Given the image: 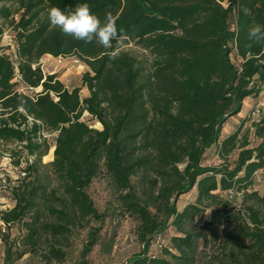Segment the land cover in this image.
<instances>
[{
	"label": "trees",
	"instance_id": "16d2710c",
	"mask_svg": "<svg viewBox=\"0 0 264 264\" xmlns=\"http://www.w3.org/2000/svg\"><path fill=\"white\" fill-rule=\"evenodd\" d=\"M82 2L102 21L107 13L116 18L122 45L105 49L50 24L49 8ZM1 22L0 40L13 29L22 80L15 81L10 56L0 54V144L23 146L29 158L10 190L15 206L0 212L3 264L28 254L63 264L87 229L80 264L96 246L111 254L114 237L101 236L108 214L89 194L104 175L115 212L138 223L142 249L121 264H264V193L256 180L264 177V44L246 47L249 26L264 24V0H0ZM128 45L148 52L151 63ZM47 55L83 63L89 96L45 74ZM249 98L257 146L242 122L227 133ZM85 114L101 129L84 122ZM45 131L57 135L54 146ZM214 147L218 166L207 163ZM15 224L23 234L9 241L4 232Z\"/></svg>",
	"mask_w": 264,
	"mask_h": 264
},
{
	"label": "rangeland",
	"instance_id": "374dc122",
	"mask_svg": "<svg viewBox=\"0 0 264 264\" xmlns=\"http://www.w3.org/2000/svg\"><path fill=\"white\" fill-rule=\"evenodd\" d=\"M0 25H2V22L0 23ZM8 28H10V25L8 26ZM12 36L13 29H6V34L0 40V52L6 51L14 62V64H18L19 60L18 57H16V52L12 51L13 48L11 47V45L14 44V39ZM125 50L133 51L136 55L143 59V61H146L145 66L150 64L152 61V57H150V54L148 52H145L133 45H128ZM45 57H43V59ZM235 62L237 64L239 63L237 60ZM42 63L41 65L45 74L51 72V69L59 67L58 70H60V72L56 74L60 78L62 74L69 71V75L64 77L65 83L67 84L65 86L68 87L70 90H73L74 88H79L81 90L82 98L89 96V91L87 87L83 85V76L87 70V67L83 63L78 61L76 57H69L65 61V63H63V65L57 64L55 60L51 58H49V60H44ZM16 88L20 90V93H24L30 96H34L36 94L35 91H32L27 88H22L19 85H17ZM37 91L40 92L41 89H38ZM250 100L251 98L246 99L244 103V109L242 111L243 114H241L243 118H241L240 121H235L234 125H227V133H232L238 126H240L242 122L243 134H246L248 136L252 146H257L260 143V140L255 137V129L253 127V124L250 122V119L248 118V114L250 113L251 107L247 108V102H249ZM245 108L247 109L245 110ZM83 121L93 128L101 129L97 121L94 120L88 114H85L83 116ZM44 136L46 137L48 144L54 146L57 135L54 133L49 134L45 131ZM22 147L23 146L0 144V212L10 210L15 206V201L12 197V193L10 190L14 185H17V181L19 179H22L24 177V174L22 173L29 163V158L27 157L26 153L22 151ZM14 150L19 153V156H17L16 158L13 154ZM51 156L52 155L49 153V155L43 159V163H50L52 161L50 160ZM236 157V153L233 154L229 158V162H234ZM17 159H19L21 163L19 167H15L14 165V162ZM30 161H33V158H31ZM222 162V159H220L218 155L217 147H214L212 157L207 163L211 166H218L221 165ZM256 180L257 190L263 194L264 177L259 176V179ZM89 194L93 198L98 210L101 212H106L108 214L107 219L101 227V236L103 238V241L109 242L111 237H114L115 241L113 252L111 254H107L102 246H96L93 252L88 257V264H110L112 261L121 264L129 260L135 254L139 253L142 247L141 245H139L136 238V230L138 223L131 218H121L119 214L115 212L114 208L117 206L116 196L113 195L110 188V182L105 175L97 179L91 185L89 189ZM193 199L194 194L184 197L179 202V207L182 208L184 205L188 204L189 202H192ZM204 219L205 217L198 218L197 223L201 225ZM1 227H3V225L0 222V228ZM21 227V224H15L12 225L8 230H6V232H4L5 235H8L9 241H14L21 237V235L23 234ZM2 235L3 234H0V264H3L4 262V253L6 248V243ZM87 235L88 229L84 231H79L76 234L75 238L73 239V246L71 248L70 256L68 257V260L63 264H80V253L84 243L86 242ZM16 264H45V261L39 256H32L28 254Z\"/></svg>",
	"mask_w": 264,
	"mask_h": 264
},
{
	"label": "clouds",
	"instance_id": "9594fccd",
	"mask_svg": "<svg viewBox=\"0 0 264 264\" xmlns=\"http://www.w3.org/2000/svg\"><path fill=\"white\" fill-rule=\"evenodd\" d=\"M245 14H248L247 9ZM48 19L54 28L60 29L64 35L76 40L89 44L95 41L105 49L112 48L113 41L119 42L118 46L123 44V30L118 29L116 18L111 13H107L102 21L86 2L68 10L53 6L48 9ZM246 40L247 48L264 44V24H251L247 30ZM110 59H116V55L111 56Z\"/></svg>",
	"mask_w": 264,
	"mask_h": 264
},
{
	"label": "built area",
	"instance_id": "2783aa9c",
	"mask_svg": "<svg viewBox=\"0 0 264 264\" xmlns=\"http://www.w3.org/2000/svg\"><path fill=\"white\" fill-rule=\"evenodd\" d=\"M5 34H6V32H5ZM5 34H4V35H5ZM4 35H3V36H4ZM14 45H15V42H14L13 45H11V47L13 48L12 51L15 52V47H14ZM3 53L8 54L6 51H4V52H0V54H3ZM16 57H17V56H16ZM49 58L54 59V60L56 61L57 64H62V65H63V63H65V61H66L69 57H57V58H55V57L49 55ZM41 63H42V62H41ZM78 63H79V62H78ZM42 65H43V63H42ZM15 69H16L15 81L19 82V81L22 80V77H21V75H20V73H19V71H18V64H15ZM48 74H50V73H48ZM52 74H53V73H52ZM260 108H264V98H263V100L260 102V104L258 105V109H260ZM253 115H255V113H253ZM256 178L259 179V176H256ZM0 222H1V221H0ZM2 225H3V224H2ZM156 243L160 246V240H157Z\"/></svg>",
	"mask_w": 264,
	"mask_h": 264
},
{
	"label": "crops",
	"instance_id": "0c3cea01",
	"mask_svg": "<svg viewBox=\"0 0 264 264\" xmlns=\"http://www.w3.org/2000/svg\"><path fill=\"white\" fill-rule=\"evenodd\" d=\"M44 60H49V55H47L41 62H43ZM54 62V61H53ZM56 62V61H55ZM51 63V62H50ZM58 68L59 67H56V68H53V69H51V72H48V73H50V74H58L59 72H60V70H58ZM69 75V71H67V72H65L64 74H62V76L59 78V80L62 82V83H64V85H67L66 83H65V80H64V77H66V76H68ZM67 89H69L68 87H66ZM70 90V89H69ZM254 104V101L253 100H250L249 102H247V108L248 107H252V105ZM247 108H245V110L247 109ZM243 109H244V107H243ZM243 114V113H242ZM238 123V122H237ZM239 124V123H238ZM228 132V131H227Z\"/></svg>",
	"mask_w": 264,
	"mask_h": 264
}]
</instances>
